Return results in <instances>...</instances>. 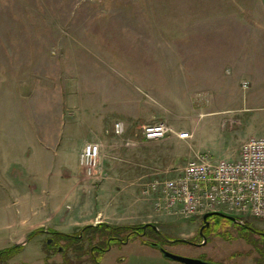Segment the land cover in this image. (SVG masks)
Returning <instances> with one entry per match:
<instances>
[{
    "label": "rangeland",
    "instance_id": "374dc122",
    "mask_svg": "<svg viewBox=\"0 0 264 264\" xmlns=\"http://www.w3.org/2000/svg\"><path fill=\"white\" fill-rule=\"evenodd\" d=\"M157 122L192 136L146 140ZM252 136H264L263 0H0V251L28 241L0 264H92L48 249L47 232L28 237L98 223H153L198 244L154 238L174 254L264 264V237L230 225L204 242L203 217L159 218L141 193L199 153L236 159ZM90 142L102 145L101 179L80 165ZM142 239L116 242L101 264L161 254Z\"/></svg>",
    "mask_w": 264,
    "mask_h": 264
},
{
    "label": "built area",
    "instance_id": "2783aa9c",
    "mask_svg": "<svg viewBox=\"0 0 264 264\" xmlns=\"http://www.w3.org/2000/svg\"><path fill=\"white\" fill-rule=\"evenodd\" d=\"M248 86L245 82L244 87ZM113 131L123 136L124 122L117 121ZM173 134L184 139L192 136L189 132L176 133L166 122L147 125L143 130L146 140H162ZM101 155L100 143L84 146L80 165L87 176L103 178L104 174L99 173ZM173 171V176H157L142 186V196L151 203L157 217L194 219L223 212L264 219V136L247 139L237 159L214 161L210 155L199 153Z\"/></svg>",
    "mask_w": 264,
    "mask_h": 264
},
{
    "label": "trees",
    "instance_id": "16d2710c",
    "mask_svg": "<svg viewBox=\"0 0 264 264\" xmlns=\"http://www.w3.org/2000/svg\"><path fill=\"white\" fill-rule=\"evenodd\" d=\"M236 217L238 219H241V217L238 216ZM208 221L210 222V227L207 228L204 232L209 235L215 233H223V229L230 225H235L239 227L240 231L242 232L252 231V229L248 227L247 223L234 222L232 219L223 217L218 214H214L210 216L208 218ZM145 224L139 226H133V225H110L107 223H98L97 225H87L83 227L78 234H66V233H61L59 231L36 229L30 233L28 238L31 239L36 235L44 234L47 232L53 235L52 243L49 242L50 239H48L46 242L48 249L50 250L61 249L62 251H64L65 254H68L69 251L72 250L74 251L75 256L79 258H82V256L89 254L92 264H101V261L104 258L106 252L116 242H120V243L125 242L137 236L143 237L142 242L144 244L151 245L159 249L161 247L159 243L161 242H156L154 238H156V236L158 238L160 237L162 238V235L150 226L144 229L143 226ZM238 233L242 234L240 232ZM226 236L232 238L231 236H235V235L233 233L232 234L226 233ZM262 237H264V235H262ZM58 241H65L64 246H59ZM163 241L167 242L165 239H163ZM87 243L89 245L86 248ZM20 246L22 245L19 246L16 245L14 248L10 250L0 251V263L3 262V256L6 253H9L11 250L15 248L17 249L20 248ZM15 254L16 252L6 260L8 259L10 260Z\"/></svg>",
    "mask_w": 264,
    "mask_h": 264
},
{
    "label": "water",
    "instance_id": "95a60500",
    "mask_svg": "<svg viewBox=\"0 0 264 264\" xmlns=\"http://www.w3.org/2000/svg\"><path fill=\"white\" fill-rule=\"evenodd\" d=\"M214 214H218V215H221L223 217H227L229 219H232L234 222L244 223L243 219H238L237 217H235L233 215H229V214H226V213H223V212H210V213H207L203 217L204 225L200 229V235L203 237L204 242L207 240L206 235L204 234V230L210 227V222L208 221V218L210 216L214 215ZM149 226L152 227L157 232L161 233L159 227L157 225L153 224V223H147V224H145L143 226V228L146 229ZM260 234L264 235V231L260 232ZM161 235H162V233H161ZM163 236L166 238V240L168 242L182 241V242L192 243L193 245H198L197 243L190 242V241H188L186 239H179V240L178 239H174V240H172V239L167 238L164 234H163ZM27 242L28 241L26 240L25 242L17 243V246L24 245ZM159 250L164 255V257H166L167 259L179 261V262H182L183 264H214V263H210V262H207L205 260H202V259L189 258V257H185V256L174 254V253L168 251L164 247L159 248Z\"/></svg>",
    "mask_w": 264,
    "mask_h": 264
},
{
    "label": "crops",
    "instance_id": "0c3cea01",
    "mask_svg": "<svg viewBox=\"0 0 264 264\" xmlns=\"http://www.w3.org/2000/svg\"><path fill=\"white\" fill-rule=\"evenodd\" d=\"M239 155H240V152L238 150V151H236L235 158L236 159L239 158ZM161 254H159V255H155V254H152V253L141 254V255L138 256V263L137 264H167L168 261L163 259L164 255L163 254L161 255ZM104 258H103V260H104Z\"/></svg>",
    "mask_w": 264,
    "mask_h": 264
},
{
    "label": "flooded vegetation",
    "instance_id": "af4514ba",
    "mask_svg": "<svg viewBox=\"0 0 264 264\" xmlns=\"http://www.w3.org/2000/svg\"><path fill=\"white\" fill-rule=\"evenodd\" d=\"M251 229H252V232H254L255 234H258L259 236L262 237V235L260 234V232H263V231H260V230H257V229H253V228H251ZM205 230H206V229H205ZM205 230H204V231H205ZM204 233H205V232H204ZM160 234H161V233H160ZM164 235H165V234H164ZM162 238H164V237H163V234H162ZM165 240H166V239H165ZM129 241H130V240H129ZM166 241H167V240H166ZM121 243H124V242H121ZM166 243H167V242H166ZM159 244H160L161 247H164V248H165V246H166V245H164V244H162V243H159ZM161 247H160V248H161Z\"/></svg>",
    "mask_w": 264,
    "mask_h": 264
}]
</instances>
